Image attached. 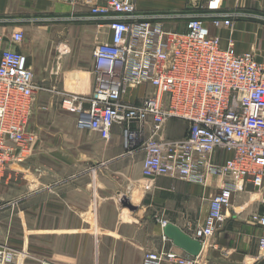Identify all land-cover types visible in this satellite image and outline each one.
I'll return each instance as SVG.
<instances>
[{
  "label": "crops",
  "instance_id": "0c3cea01",
  "mask_svg": "<svg viewBox=\"0 0 264 264\" xmlns=\"http://www.w3.org/2000/svg\"><path fill=\"white\" fill-rule=\"evenodd\" d=\"M150 1L137 0L139 11L177 12L174 8L184 3L174 0L157 8ZM105 2L0 0V55L6 48L21 51L35 78L48 72L45 78L51 86L92 97L97 83L93 50L110 41L112 32L108 21L91 18L90 9ZM220 10L244 15L232 30L216 29L208 22L212 32L224 40L232 35L239 52L253 51L264 60V0H223ZM174 22L166 25L175 26ZM19 29L24 31L23 41L10 44ZM149 89L139 86L129 97L139 102ZM60 108L67 112L59 118L66 132L39 138L29 159L12 165L2 178L0 202H8V209L0 213L1 245L8 238L16 246L29 247L34 264H143L148 251L162 247L184 251L164 235L147 194L171 191V198L159 196L170 208L162 217L188 231L204 221L211 195L229 180L212 176L201 185L162 176L151 186L143 175L145 152L139 140L127 145L118 125L105 140L96 131L80 129L76 115L61 104ZM34 109L35 103L33 113ZM32 117L31 128H38ZM175 127V121L168 125L171 131ZM64 140L69 141L66 147ZM30 160L33 171L27 165ZM263 198L264 187L256 188L250 181L235 191L215 235L204 243L202 259L210 264H264L259 246L264 228L251 220L253 213H264ZM122 200L134 208L125 207ZM11 201H16V208Z\"/></svg>",
  "mask_w": 264,
  "mask_h": 264
},
{
  "label": "built area",
  "instance_id": "2783aa9c",
  "mask_svg": "<svg viewBox=\"0 0 264 264\" xmlns=\"http://www.w3.org/2000/svg\"><path fill=\"white\" fill-rule=\"evenodd\" d=\"M218 1L207 0L210 10L195 15L141 12L137 0L93 5L91 18L108 21L112 32L110 41L93 50L95 91L88 99L72 93L61 99L62 108L76 115L80 129L96 131L108 140L118 125L127 145L142 140L147 179L163 176L201 185L212 176L229 180L211 195L204 221L186 231L203 246L215 235L235 191L247 181L264 187V60L253 51L239 52L232 35L224 40L212 32L208 22L216 29L232 30L244 15L221 11L222 2L214 5ZM192 6L199 7L197 0ZM180 19H186L184 30L167 28V22ZM23 38L24 31L16 30L10 44L18 45ZM143 85L150 89L139 102L132 101L131 91ZM38 90L27 55L4 49L0 183L12 165L35 151L38 135L30 121ZM171 119L188 124L185 136L165 135ZM251 220L264 228V213H253ZM259 246L264 250V234ZM0 264H19L7 245H0ZM143 264L210 263L201 254L162 247L146 252Z\"/></svg>",
  "mask_w": 264,
  "mask_h": 264
},
{
  "label": "rangeland",
  "instance_id": "374dc122",
  "mask_svg": "<svg viewBox=\"0 0 264 264\" xmlns=\"http://www.w3.org/2000/svg\"><path fill=\"white\" fill-rule=\"evenodd\" d=\"M194 1L195 0H184L183 1L184 3L181 4L183 5L182 8L180 5V8H174V9H179V11L182 10L185 14H189V15H195L198 12L207 13L210 10V8H208L207 0H197V4L199 6L198 8H196V6H192ZM150 2H151V5L156 6L157 8L159 7L164 8L167 5H172V3H175L174 0H151ZM221 2H223V0L218 1V3L214 5L218 6L221 4ZM174 23H175V26L166 25L167 28L174 29L176 27L178 28V30L179 29L184 30L186 28V19H180ZM44 73L45 75L43 77L35 78L39 86V90L36 94L35 109H34L32 120L34 121L36 119L38 122L37 124L38 126H36L38 128L34 129L38 135V139L44 138L45 136L48 139L50 134H53L55 132H66V129L64 128V126L59 125V118H61V116L65 114L67 115V112H65L64 110L60 108L61 99L65 92L61 91L60 89L54 86H51L52 82L49 80V78H45L48 72H44ZM171 121H175L176 123V127L173 131L168 129V125ZM187 130H188V124L186 122H184L183 120H179V119H171L166 124V128H165L166 134L165 135L168 137H178L179 138V137L185 136L187 133ZM139 141L142 144V140H139ZM61 143H63V145L66 147L67 145L66 143H69V141L64 140L63 142L61 141ZM43 145L44 144L42 143V149H43ZM44 149H46L45 146H44ZM33 161L34 160L27 161L29 162V164L27 165L31 167V169L34 166ZM161 179H162L161 177H158L156 179H149L148 184L151 186L153 185L156 186L159 183V181H161ZM171 181H173V179ZM172 195L173 193L168 190L155 191L151 194H147V197L150 198L149 202L151 203L152 199L154 201V203H151L152 204L151 208H152L153 216L155 220L160 219V222H162L164 220L162 216H164V214H166L167 212H170L169 210L170 208L167 205V202L158 200L159 196H162V198L166 199V198H171ZM11 202H9V204ZM6 203H1L3 204V207L1 208L0 213L3 210L8 209V206L6 205ZM15 205H10V206L15 207ZM9 234L10 233L6 232L7 236ZM3 244L7 245L9 248L13 250V252L15 253V258L17 259V261H19V264H34V257L32 255V250L29 249V247L16 246L13 243H11L8 240V238L5 239V242Z\"/></svg>",
  "mask_w": 264,
  "mask_h": 264
},
{
  "label": "water",
  "instance_id": "95a60500",
  "mask_svg": "<svg viewBox=\"0 0 264 264\" xmlns=\"http://www.w3.org/2000/svg\"><path fill=\"white\" fill-rule=\"evenodd\" d=\"M122 201L125 207L134 208V206L126 203L125 200ZM163 233L174 245L183 249L188 254L198 256L202 253L203 243L199 239L193 238L177 224L167 221L163 226Z\"/></svg>",
  "mask_w": 264,
  "mask_h": 264
}]
</instances>
